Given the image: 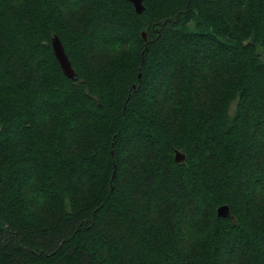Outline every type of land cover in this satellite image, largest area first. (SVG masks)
<instances>
[{
    "label": "trees",
    "instance_id": "1",
    "mask_svg": "<svg viewBox=\"0 0 264 264\" xmlns=\"http://www.w3.org/2000/svg\"><path fill=\"white\" fill-rule=\"evenodd\" d=\"M143 4L0 0V264H264V0Z\"/></svg>",
    "mask_w": 264,
    "mask_h": 264
},
{
    "label": "water",
    "instance_id": "2",
    "mask_svg": "<svg viewBox=\"0 0 264 264\" xmlns=\"http://www.w3.org/2000/svg\"><path fill=\"white\" fill-rule=\"evenodd\" d=\"M134 7L137 14H140L144 10L143 0H128ZM143 38H146L145 32H142ZM51 47L55 58L57 59L59 66L65 76L68 78H74L75 70L66 54L63 44L57 34H54L51 38ZM183 158V155L178 151L175 152V160L179 161ZM230 214V208L227 204H222L216 209L217 218H227Z\"/></svg>",
    "mask_w": 264,
    "mask_h": 264
},
{
    "label": "rangeland",
    "instance_id": "3",
    "mask_svg": "<svg viewBox=\"0 0 264 264\" xmlns=\"http://www.w3.org/2000/svg\"><path fill=\"white\" fill-rule=\"evenodd\" d=\"M234 106H235V103H233V105L231 106V110L234 109ZM261 147H263V146H261Z\"/></svg>",
    "mask_w": 264,
    "mask_h": 264
}]
</instances>
